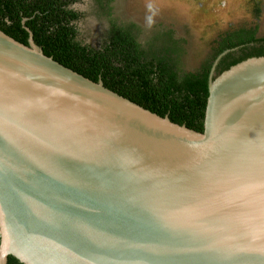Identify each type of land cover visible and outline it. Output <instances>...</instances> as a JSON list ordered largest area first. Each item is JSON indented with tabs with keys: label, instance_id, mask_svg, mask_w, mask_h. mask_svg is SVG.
<instances>
[{
	"label": "water",
	"instance_id": "1",
	"mask_svg": "<svg viewBox=\"0 0 264 264\" xmlns=\"http://www.w3.org/2000/svg\"><path fill=\"white\" fill-rule=\"evenodd\" d=\"M0 30V264H264V57L209 78L205 131Z\"/></svg>",
	"mask_w": 264,
	"mask_h": 264
},
{
	"label": "trees",
	"instance_id": "2",
	"mask_svg": "<svg viewBox=\"0 0 264 264\" xmlns=\"http://www.w3.org/2000/svg\"><path fill=\"white\" fill-rule=\"evenodd\" d=\"M114 0H94L92 12L108 24L98 46L82 45L70 27L76 14L68 10L73 0H0V30L29 46V29L44 54L59 64L180 126L204 133L209 98V78L214 80L232 67L264 57L259 26L241 27L213 41V55L194 72L185 71L187 39L171 29L160 30L142 41V29L113 17ZM259 17L261 9H255ZM8 264H22L9 256Z\"/></svg>",
	"mask_w": 264,
	"mask_h": 264
},
{
	"label": "rangeland",
	"instance_id": "3",
	"mask_svg": "<svg viewBox=\"0 0 264 264\" xmlns=\"http://www.w3.org/2000/svg\"><path fill=\"white\" fill-rule=\"evenodd\" d=\"M111 6L119 22L140 26L142 41L165 29L187 39L182 58L187 72L197 71L213 55L211 45L220 35L258 25L257 36L264 38V0H114ZM100 21L92 29L91 44L96 47L108 32L107 22Z\"/></svg>",
	"mask_w": 264,
	"mask_h": 264
},
{
	"label": "clouds",
	"instance_id": "4",
	"mask_svg": "<svg viewBox=\"0 0 264 264\" xmlns=\"http://www.w3.org/2000/svg\"><path fill=\"white\" fill-rule=\"evenodd\" d=\"M94 0H73L68 5V10L76 14V19L70 23V27L76 34L77 40L82 45L91 43L92 29L101 21L93 14ZM151 22V20H149ZM105 28H108L107 23H103Z\"/></svg>",
	"mask_w": 264,
	"mask_h": 264
},
{
	"label": "flooded vegetation",
	"instance_id": "5",
	"mask_svg": "<svg viewBox=\"0 0 264 264\" xmlns=\"http://www.w3.org/2000/svg\"><path fill=\"white\" fill-rule=\"evenodd\" d=\"M104 38H105V37H104ZM100 43H101V42H100ZM100 43H99V44H100Z\"/></svg>",
	"mask_w": 264,
	"mask_h": 264
}]
</instances>
